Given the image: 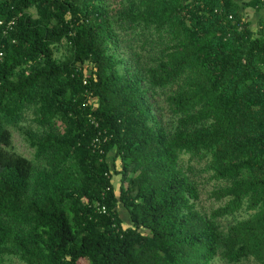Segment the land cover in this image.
Returning <instances> with one entry per match:
<instances>
[{
	"label": "trees",
	"instance_id": "trees-1",
	"mask_svg": "<svg viewBox=\"0 0 264 264\" xmlns=\"http://www.w3.org/2000/svg\"><path fill=\"white\" fill-rule=\"evenodd\" d=\"M263 6L0 0V264H264Z\"/></svg>",
	"mask_w": 264,
	"mask_h": 264
},
{
	"label": "rangeland",
	"instance_id": "rangeland-1",
	"mask_svg": "<svg viewBox=\"0 0 264 264\" xmlns=\"http://www.w3.org/2000/svg\"><path fill=\"white\" fill-rule=\"evenodd\" d=\"M248 1V0H246ZM13 143L16 150L26 157H30L31 150H29L24 142L21 141V138L17 134H13ZM110 159V158H109ZM111 160V159H110ZM184 169H191L190 172L195 174V178L199 183L200 197L196 203V208L202 213H209L213 208H216L220 203L209 197L210 191L214 188V182L208 179V174L202 171V166H199L195 161H191L187 156H183L180 161ZM118 165V161H117ZM119 166V165H118ZM120 182V177L118 175L113 176L112 184L116 188ZM119 215L125 225L128 224V218L126 210L120 205L118 208ZM5 264H18L15 259L7 261ZM79 264H87L85 261H80ZM214 264H223L222 262L216 261Z\"/></svg>",
	"mask_w": 264,
	"mask_h": 264
},
{
	"label": "crops",
	"instance_id": "crops-1",
	"mask_svg": "<svg viewBox=\"0 0 264 264\" xmlns=\"http://www.w3.org/2000/svg\"><path fill=\"white\" fill-rule=\"evenodd\" d=\"M244 19L250 23V28L254 33L264 31V6L259 10L252 7L246 8Z\"/></svg>",
	"mask_w": 264,
	"mask_h": 264
},
{
	"label": "built area",
	"instance_id": "built-area-1",
	"mask_svg": "<svg viewBox=\"0 0 264 264\" xmlns=\"http://www.w3.org/2000/svg\"><path fill=\"white\" fill-rule=\"evenodd\" d=\"M0 24H1V22H0ZM101 211H102V213H105V208H101Z\"/></svg>",
	"mask_w": 264,
	"mask_h": 264
}]
</instances>
